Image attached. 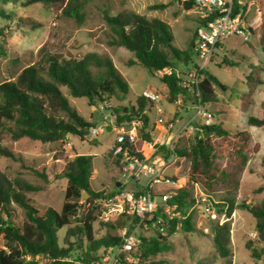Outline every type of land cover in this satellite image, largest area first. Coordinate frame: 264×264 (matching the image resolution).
I'll list each match as a JSON object with an SVG mask.
<instances>
[{
  "label": "rangeland",
  "instance_id": "rangeland-1",
  "mask_svg": "<svg viewBox=\"0 0 264 264\" xmlns=\"http://www.w3.org/2000/svg\"><path fill=\"white\" fill-rule=\"evenodd\" d=\"M28 1L0 0V11L5 15L0 14V84L16 79L24 68L37 64L47 55H57L61 59H81L89 53L111 58L129 84V93L123 101L115 98L106 100L108 104L102 108L100 107L102 103L91 105L88 99L75 98L70 95L67 88H61L70 105L93 124V127L112 126L113 130H106L97 137L93 138L88 134L85 140H81L77 136H70L66 141L43 144L27 138L15 141L0 127V144L16 157L12 159L0 155V170L11 180L23 179L40 188L39 191L26 193L31 205L41 212L48 208L61 212L67 187L66 179L57 178L64 167V161L56 159L61 155L68 158L76 155L95 156L91 177L92 188L106 193L115 190L119 172L116 165L114 166L108 159V152L117 136V131L121 128L116 117L122 115L119 113L120 109L131 110L132 107H136L137 100L145 90L163 94L162 106L166 114L175 122L174 128L171 131L167 130L157 124L156 107H147L146 115L150 123L146 132L150 134L151 139L159 145L176 144L179 148L189 147L195 142L198 127L201 126L200 122H193L194 129L186 133L180 134V129L192 119V116H195L196 111L193 109L186 117L180 119V113H173L179 110L174 103L169 102L168 89L161 81V77L153 75L140 64L129 66V61L134 59L133 53L124 47L109 44L112 31L104 17L107 11L109 15L135 12L160 18L171 26L174 33L173 44L181 50H186L192 47L196 31L201 24L196 8L186 5L185 1L188 0H83L85 5L82 23L64 16L62 8L57 5L28 4ZM241 2L246 9L249 8L246 24L248 29L252 30V34L232 35L225 39L213 56L212 62L208 63L206 70L216 76L224 86V89L215 86L218 100L208 106L214 115L213 123L222 124L231 132L246 131L252 135L248 152L249 162L238 176L240 182L238 189L229 192L220 191L218 195L208 196L210 199L194 204L190 210L194 231L185 232L179 227L168 238L169 250L151 257L146 263L264 264V259L255 263L251 257L249 246L261 247L263 244L258 240L256 220L241 208L244 203L256 205L264 200V128L248 124L250 116L263 117L264 52L259 45L258 36L261 31L258 27L262 20L264 21V0H241ZM159 3L169 6L164 10L149 9V6ZM258 10L261 12V20H258ZM191 58L189 64L176 62V68L180 71L183 81L188 79L187 74L195 65L193 50ZM252 65L258 67L256 69L261 83L254 86L250 92L247 77ZM186 100L185 107L192 106V98ZM142 116L133 120L143 122ZM130 123L123 122V125L128 127ZM141 125L138 128L139 132L142 129ZM67 141L72 143L71 150L66 148ZM138 147L148 151L143 141L139 140ZM188 169L187 159L173 158L166 161L163 175L170 180L177 178L176 185L180 187L186 180ZM36 171L45 173L49 182L36 174ZM168 186L171 185H159L157 192H163ZM221 197L234 199L236 208L231 215L227 213V208L215 206ZM87 199L88 196H82L76 201L70 225L58 231L60 245L63 244L70 229L81 227L84 223L90 210ZM11 212L12 221L19 227L23 226L27 221L25 210L13 203ZM223 224L229 228L227 254L221 252L214 241V228ZM131 225L129 218L121 217L111 224H106L99 216L93 224L94 236L96 239L105 235L122 237L124 228L129 229ZM144 234L146 238L154 236L152 230L144 231ZM80 236L72 237L71 241H78ZM82 241L86 245L87 240L84 238ZM4 243L1 238L0 248L4 247ZM138 250L133 251L131 256H135ZM103 252L101 250L99 254ZM132 261L137 260L133 258Z\"/></svg>",
  "mask_w": 264,
  "mask_h": 264
},
{
  "label": "trees",
  "instance_id": "trees-1",
  "mask_svg": "<svg viewBox=\"0 0 264 264\" xmlns=\"http://www.w3.org/2000/svg\"><path fill=\"white\" fill-rule=\"evenodd\" d=\"M7 1V0H5ZM194 4V0L185 1ZM53 4L62 8V14L77 22L84 21L83 0H29L28 4ZM168 4L159 3L149 6L150 10H164ZM234 14L242 7L241 0H233ZM189 8V7H188ZM245 9V7H243ZM0 14L5 16L0 11ZM112 31L111 46L124 47L131 51L134 59L129 66L140 64L155 75L158 70L167 67L176 68L177 63L189 64L192 57V47L181 50L174 44V33L171 26L160 18L148 17L135 12L104 16ZM201 23V21H200ZM251 30V29H250ZM252 31V30H251ZM259 45L264 52V21L260 25ZM195 39V38H194ZM255 65L251 66L248 75L250 92L254 86L261 83ZM205 76L201 85L205 106L216 102L217 90L215 86L224 89L218 78L203 71ZM168 89L170 103L186 90L181 86L182 79L175 73L161 78ZM61 88H67L75 98H86L91 105L103 103L106 100L117 99L123 101L129 93V84L115 67L109 57L97 53H89L81 59H61L57 55H47L37 64L24 68L16 79L0 84V127L15 141L30 139L43 144L66 141L70 136H77L85 140L89 129L94 125L83 118L73 108ZM151 108L149 101L142 96L137 100L136 107L131 110L122 108L121 116L116 117L118 124L132 122L135 117L143 115L144 126L139 132V140L148 149H141L134 145L137 156L150 161L157 156H163L166 161L171 157L187 159L189 161L188 175L185 182L176 191V195L168 204L173 208L169 215L159 210L152 222H157L153 228L154 236L144 237L140 233L138 253L134 256L137 261L128 262L125 255L120 257V264H154L146 263L151 257L169 250L168 238L180 227L182 231L193 232V216L190 212L195 204L193 190L198 185L207 195L214 197L220 191L229 192L238 189V176L249 162V148L252 135L246 131L231 132L222 124H211L198 127L195 142L184 148L159 145L146 132L148 117L146 108ZM263 117L250 116L248 124L253 127L264 128ZM117 111V109H114ZM118 112V111H117ZM0 155L15 159L14 153L0 144ZM95 156L76 155L75 157L56 158L64 161V167L57 178L66 179L65 203L61 212L48 208L41 212L30 204L26 193L39 191L36 187L23 179L11 180L0 170V239L4 240V247L0 248V264H69L66 259L73 258L91 264L99 259V252L110 247L120 245L121 237L105 235L99 239L94 236L93 224L100 216L98 207L93 205L95 199L113 195L123 189L116 188L110 193L95 191L92 188L93 160ZM118 170L119 164L112 163ZM36 174L48 181L45 173ZM178 181L177 178H173ZM88 194L90 204L84 223L81 227L70 229L63 240L58 242V231L70 225V219L76 208V201ZM210 199V197H209ZM215 206L227 208L228 214L235 210L234 199L221 197ZM17 204L26 212L27 221L19 227L12 221L11 205ZM241 208L250 213L256 220V233L261 247L249 246L251 257L255 263L264 259V200L256 205L244 203ZM160 221V222H158ZM107 224V223H106ZM109 224V223H108ZM111 224V223H110ZM134 228L133 225L129 230ZM214 241L221 252L228 253L226 244L229 240L227 225H218L213 230ZM78 241L71 238L79 236ZM86 239L84 245L82 239ZM78 251V252H77Z\"/></svg>",
  "mask_w": 264,
  "mask_h": 264
},
{
  "label": "built area",
  "instance_id": "built-area-1",
  "mask_svg": "<svg viewBox=\"0 0 264 264\" xmlns=\"http://www.w3.org/2000/svg\"><path fill=\"white\" fill-rule=\"evenodd\" d=\"M191 5L199 13L201 24L196 31L192 47L195 65L191 72L187 74L188 79L183 81L180 71L172 67L158 70L155 73L161 78L175 73L182 79L181 86L186 90V94L179 96L174 101V105L179 111L185 107L186 99L192 98L191 107H193L196 113L183 126L180 134L193 130V122L195 121L200 122L201 126L213 124V112L203 102L201 88L205 78L203 71L207 69L208 63L212 62L213 56L225 39L232 35L244 36L252 34V31L248 29L246 24L249 8L244 9L243 7L245 6L243 4L237 14H234L233 0H194V4ZM258 13V19L261 20V12L259 10ZM141 96L149 101L151 106L156 107L158 115L157 124L171 131L175 126V122L166 114L162 106L163 94L145 90ZM107 104L105 101L100 107L102 108V106ZM140 124H142V127L144 126V122L142 121H132L128 127L122 125L117 131V136L108 152V159L112 163L119 164L117 182L123 186V189L113 195L95 199L93 202V205L99 209L102 222L111 223L121 217L129 218L134 228L132 230H129L127 227L124 228L120 245L104 250L99 259L93 261L91 264H120V257L122 255L126 256L125 259L128 262H133L131 253L139 248L140 233L153 230L157 226V222H152L154 215L159 210H164L169 215L173 211L168 202L176 195V191L180 187H177L176 180L173 178L170 180L167 176L163 175V168L166 163L163 156H157L150 161H144L137 156V151L133 147L134 145H138L139 142L138 128H140ZM110 126L105 125L101 128L91 127L89 135L93 138L97 137L108 130ZM66 148L71 150L72 143L67 141ZM173 158L175 157H171V159ZM165 184L171 186H168V189L163 192L158 193V186ZM193 194L195 204L198 201H205L209 198L198 185L195 186ZM66 261L69 264H87L83 261H76L73 258H67Z\"/></svg>",
  "mask_w": 264,
  "mask_h": 264
},
{
  "label": "crops",
  "instance_id": "crops-1",
  "mask_svg": "<svg viewBox=\"0 0 264 264\" xmlns=\"http://www.w3.org/2000/svg\"><path fill=\"white\" fill-rule=\"evenodd\" d=\"M258 20H260V19H258ZM255 21H257V19L255 20ZM258 28H260V26L258 27ZM259 37H260V35L258 36V40H259ZM166 86V85H165ZM166 89H167V87H166ZM193 110V107H191V106H187V108H185V109H183L182 111H179V112H176V110L173 112L174 114H178V113H180L181 115L179 116V119L181 118V117H186V115L188 114V113H190L191 111ZM194 116H192L191 118H193ZM179 119H178V121H179ZM149 123L150 122H148V125H149ZM184 126V125H183ZM183 126L181 127V129H180V131L182 130V128H183ZM113 130V129H112Z\"/></svg>",
  "mask_w": 264,
  "mask_h": 264
},
{
  "label": "water",
  "instance_id": "water-1",
  "mask_svg": "<svg viewBox=\"0 0 264 264\" xmlns=\"http://www.w3.org/2000/svg\"><path fill=\"white\" fill-rule=\"evenodd\" d=\"M186 5H191V3H186ZM112 130V127H108V131H111ZM120 183L118 184V187H120ZM83 196H88V194L86 192L83 193Z\"/></svg>",
  "mask_w": 264,
  "mask_h": 264
}]
</instances>
